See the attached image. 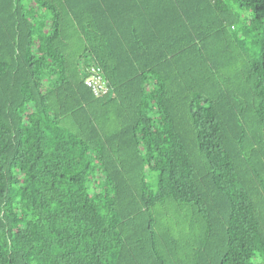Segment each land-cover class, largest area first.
Returning a JSON list of instances; mask_svg holds the SVG:
<instances>
[{
  "label": "trees",
  "instance_id": "1",
  "mask_svg": "<svg viewBox=\"0 0 264 264\" xmlns=\"http://www.w3.org/2000/svg\"><path fill=\"white\" fill-rule=\"evenodd\" d=\"M0 264H264V0H0Z\"/></svg>",
  "mask_w": 264,
  "mask_h": 264
},
{
  "label": "built area",
  "instance_id": "2",
  "mask_svg": "<svg viewBox=\"0 0 264 264\" xmlns=\"http://www.w3.org/2000/svg\"><path fill=\"white\" fill-rule=\"evenodd\" d=\"M84 72L86 77L83 84L90 90L92 96L94 98L105 96L109 90L100 68L96 66H89L84 69Z\"/></svg>",
  "mask_w": 264,
  "mask_h": 264
}]
</instances>
